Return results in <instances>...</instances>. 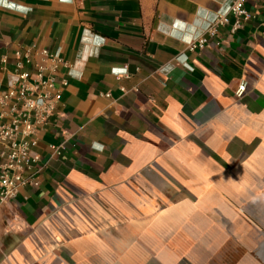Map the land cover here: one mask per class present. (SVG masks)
Returning a JSON list of instances; mask_svg holds the SVG:
<instances>
[{
	"label": "crops",
	"instance_id": "1",
	"mask_svg": "<svg viewBox=\"0 0 264 264\" xmlns=\"http://www.w3.org/2000/svg\"><path fill=\"white\" fill-rule=\"evenodd\" d=\"M226 4L0 2V96L17 53L33 83L37 53L62 60L37 161L0 209V264H264L263 0L211 36Z\"/></svg>",
	"mask_w": 264,
	"mask_h": 264
},
{
	"label": "built area",
	"instance_id": "2",
	"mask_svg": "<svg viewBox=\"0 0 264 264\" xmlns=\"http://www.w3.org/2000/svg\"><path fill=\"white\" fill-rule=\"evenodd\" d=\"M244 1L227 0L225 11H220L208 26L211 36L216 35L218 26L229 24V14L236 18L233 30L242 26V20L250 19V14L244 8ZM207 44V38L199 37L192 45V49L202 50ZM17 57L18 75L15 83L8 92L0 96V103L3 106L12 102L7 113L3 112L1 115L3 118L7 115L11 119L0 125V209L14 200L20 190L27 185L28 180L24 174L32 168V159L34 162L37 161V158H31V151L37 145L39 128L46 126L61 99L59 92L51 93L56 84L54 77L44 78L47 70L53 71L62 64L58 54L50 56L43 51L35 55L37 80L34 83L31 81L33 75L25 71L26 65L31 62V54L17 53ZM49 62L54 64L53 67L49 66ZM66 85L67 82L63 80L62 86ZM245 89L246 86H240L238 96H241Z\"/></svg>",
	"mask_w": 264,
	"mask_h": 264
},
{
	"label": "snow or ice",
	"instance_id": "3",
	"mask_svg": "<svg viewBox=\"0 0 264 264\" xmlns=\"http://www.w3.org/2000/svg\"><path fill=\"white\" fill-rule=\"evenodd\" d=\"M0 2H2V0H0Z\"/></svg>",
	"mask_w": 264,
	"mask_h": 264
}]
</instances>
